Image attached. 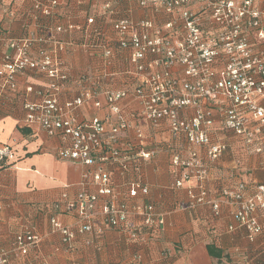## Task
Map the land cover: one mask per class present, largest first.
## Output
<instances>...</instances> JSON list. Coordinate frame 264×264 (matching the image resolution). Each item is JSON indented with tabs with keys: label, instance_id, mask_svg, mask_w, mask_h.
<instances>
[{
	"label": "crops",
	"instance_id": "0c3cea01",
	"mask_svg": "<svg viewBox=\"0 0 264 264\" xmlns=\"http://www.w3.org/2000/svg\"><path fill=\"white\" fill-rule=\"evenodd\" d=\"M36 1L50 3V0H0V33L16 38L29 32L40 35L53 33L60 41L73 42L75 45L60 54L63 69L69 74V81L60 93V103L65 105L83 91H92L96 97L74 112L77 119L83 122L99 117L105 122L109 118L110 122H116V116L108 107L106 93L134 90L144 84L147 76V72L138 74L135 71L129 57L132 49L115 46L108 63L97 51L82 46L85 37L81 31L62 33L55 29L68 23L85 25L88 17L96 16L97 24H101L115 40L112 18L101 14L108 0H59L60 5L50 16L34 9ZM253 1L255 8L264 7V0ZM201 7L197 5L193 8L200 10ZM113 13V18L148 19L160 25L175 17L162 10L142 8L128 0L116 3ZM205 25L209 37L223 30L215 23L206 22ZM175 32L178 38L184 35L179 26ZM254 32L248 25L245 26L244 33L253 52L264 54V40L258 39ZM92 40L95 38L92 37ZM7 52L5 48L0 49V67ZM152 59L154 56L149 57V60ZM225 62L226 57L220 55L214 69L222 70ZM158 69L163 70V67ZM171 70L180 80L185 78L182 67L175 66ZM49 81L48 76L40 72L20 76L17 90H9L0 98V142L12 144L15 148L11 157L0 163V249L10 252L7 264H264V214H258L263 230L251 240L248 229L238 225L232 213L234 207L221 198L224 189L235 188L239 183L247 185V196L255 193L257 187L264 183V130L255 146L248 147L242 136L225 126L230 100L217 96L216 101H204L203 104L213 121L212 142L226 147L216 160L207 156L205 146H192L183 136L174 137L168 121L163 120L154 126L141 115L142 106L132 94L120 100L123 114L131 124L119 141V149L129 166L126 177H122L117 163L99 162L88 166L58 159L54 153L65 145L62 137H51L40 126L25 124L24 103L39 102V92L45 90ZM28 85L35 89L33 93L26 92ZM97 100L102 103L101 107L95 106ZM259 102L264 105V99ZM194 111V106L186 107L180 112L181 118L186 120L194 115ZM240 112L250 120V126L257 124L246 105L240 108ZM106 125H109L108 121ZM135 128L142 131V141ZM256 148L261 149L260 152H256ZM191 149L198 151L208 167L206 187L210 198L221 201L218 217L214 216L211 205L183 209L188 203V188L196 182H188L183 188L173 185L180 176V169L172 164V156L176 153L185 158ZM141 150L154 155L142 158ZM99 167L112 173L118 202L152 203L165 222L158 235L145 233L140 240L133 241L127 234L104 225L100 215L95 225L103 228L101 235L79 234L74 250L67 252L61 235L52 231L50 219L57 213L54 204L64 194L70 200L75 198L81 191L85 174ZM129 180L146 184L150 188L149 194L128 198L125 184ZM88 189L96 191L92 186ZM106 199L101 198L100 206ZM61 219L70 226H76L72 215L61 216ZM229 227H234L233 231ZM28 229L42 237L41 243L30 248L27 255L11 251L15 235ZM209 245L222 251L219 260L210 255ZM134 253L140 254L141 263L133 261Z\"/></svg>",
	"mask_w": 264,
	"mask_h": 264
},
{
	"label": "built area",
	"instance_id": "2783aa9c",
	"mask_svg": "<svg viewBox=\"0 0 264 264\" xmlns=\"http://www.w3.org/2000/svg\"><path fill=\"white\" fill-rule=\"evenodd\" d=\"M120 1L108 0L101 9L103 17L112 18L115 40L101 24H97L96 16L88 17L85 25L68 23L55 28L62 33L81 31L85 37L82 46L97 51L108 63L115 46L130 48L132 53L129 57L135 71L138 74L147 72L144 84L134 90L106 93L108 107L111 114L116 116V122H110L109 118L107 126V121L99 117L83 122L77 119L74 112L96 97L92 91H83L65 105L60 103V93L69 81L60 54L75 44L60 41L53 33L40 35L29 32L20 38L0 33V49L8 50L3 55L0 67V98L9 90H17L20 76L38 72L46 74L50 81L45 90L39 92V102L24 103L25 124L40 126L51 137H62L65 145L54 153L58 159L88 166L99 162L117 163L122 177H126L129 166L119 149V141L131 124L123 114L120 100L130 94L140 102L141 115L154 126L163 120L168 121L174 137L183 136L192 146H205L207 156L213 160L226 147L212 142L210 133L213 121L203 104L204 101H216L217 96L224 97L231 102L226 112L225 126L242 136L248 147H254L264 130V105L259 102L264 99V54L253 52L244 28L248 25L258 39L264 40V7L255 8L253 0H128L142 8L162 10L175 16L160 25L148 19L113 18V7ZM59 5V0H50V3L36 1L34 9L50 16ZM197 5L203 8L195 10L193 7ZM207 20L219 25L223 29L221 33L209 37L205 30ZM177 26L184 31L182 38L177 37ZM220 55L226 57L227 64L217 71L214 63ZM150 56H154V59L149 60ZM175 66L182 67L183 80L172 74L171 68ZM160 67L163 70H159ZM25 89L27 93L35 91L32 85ZM244 105L253 113L257 121L255 126H250V120L240 112ZM95 106L101 107L102 103L97 100ZM189 106H194V115L183 120L180 112ZM135 130L142 141V131L138 128ZM260 150L255 149L256 152ZM14 151L12 144L0 142V160L9 159ZM139 153L147 159L154 155L144 150ZM172 164L180 169L174 187L183 188L188 182H196L188 188V203L183 209L211 205L214 216L218 217L221 214V201L210 198V191L206 187L208 167L198 151L191 149L185 158L175 153ZM89 186L96 191L92 192ZM125 187L128 198L135 199L150 192V188L138 180L127 181ZM246 188L247 185L239 183L235 188L224 189L221 198L234 207L232 213L238 225L248 229L249 238L253 240L262 232L258 214H264V183L249 196L246 195ZM80 190L71 200L64 194L54 204L57 213L50 219L52 231L61 235L67 252L74 250L79 234L101 235L103 228L95 225L100 215L104 225L127 234L133 241L140 240L145 233L158 235L165 222L152 203L118 202L113 175L103 167L86 173ZM102 197L107 199L100 206ZM64 215H72L76 226L66 224L61 219ZM233 229L229 227V230ZM15 236L11 251L22 255H27L30 248L42 241V237L30 229ZM9 257V251L0 249V264H7ZM132 259L141 263L139 253H134Z\"/></svg>",
	"mask_w": 264,
	"mask_h": 264
},
{
	"label": "trees",
	"instance_id": "16d2710c",
	"mask_svg": "<svg viewBox=\"0 0 264 264\" xmlns=\"http://www.w3.org/2000/svg\"><path fill=\"white\" fill-rule=\"evenodd\" d=\"M7 159L5 160H0V163L5 162ZM262 227V226H261ZM263 230V229H262ZM259 235V234H258ZM209 249V253L212 257L217 258L218 260L222 257V251L220 249H217L215 246L213 245H209L208 247Z\"/></svg>",
	"mask_w": 264,
	"mask_h": 264
},
{
	"label": "rangeland",
	"instance_id": "374dc122",
	"mask_svg": "<svg viewBox=\"0 0 264 264\" xmlns=\"http://www.w3.org/2000/svg\"><path fill=\"white\" fill-rule=\"evenodd\" d=\"M206 22H208V23H211V20H207ZM227 64V62H225V65Z\"/></svg>",
	"mask_w": 264,
	"mask_h": 264
}]
</instances>
